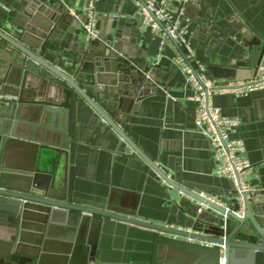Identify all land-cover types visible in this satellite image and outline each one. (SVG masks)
<instances>
[{
	"label": "water",
	"instance_id": "water-1",
	"mask_svg": "<svg viewBox=\"0 0 264 264\" xmlns=\"http://www.w3.org/2000/svg\"><path fill=\"white\" fill-rule=\"evenodd\" d=\"M65 1L0 0L11 6L0 20V264H99L104 218L154 230L157 252L167 246L206 255L214 264H264V190L245 199L239 216L232 182L231 192L217 194L176 180L151 160L122 124L146 91L160 90L158 67L135 40H124L125 24L116 18L99 39H81ZM138 18L141 28L145 17ZM242 66L246 79H264V40L253 42ZM79 102L118 134L119 157L135 155L166 186L198 204L183 226L139 220L112 201L74 197L61 168L76 135ZM26 149L38 152L34 161L19 159Z\"/></svg>",
	"mask_w": 264,
	"mask_h": 264
},
{
	"label": "crops",
	"instance_id": "crops-1",
	"mask_svg": "<svg viewBox=\"0 0 264 264\" xmlns=\"http://www.w3.org/2000/svg\"><path fill=\"white\" fill-rule=\"evenodd\" d=\"M92 1L99 37L110 30L112 18L122 21L124 40H135L139 52L158 67L155 75L160 79V90L151 94L146 91L135 112L122 124L124 132L176 180L204 186L217 194L231 192L230 181L215 175L210 142L195 125L193 89L176 62L180 52L173 40L145 29L143 23L138 27L140 14L135 0ZM90 2L65 1L68 7L81 12ZM10 8L0 2V20ZM166 8L173 15L183 12L181 23L189 31L193 62L216 86L251 81L245 78L241 68L250 57L253 42L264 40L262 0H185L184 3L166 0ZM73 20L80 38L85 39V17ZM210 101L223 115L240 121L233 137L244 141L246 156L254 166L250 182L257 191L264 190V91L242 96L215 91ZM120 143L118 134L102 118L85 103H78L76 135L70 140L61 168L65 171V183L72 185L74 197L96 203L112 201L127 213L135 212L139 220L174 228L183 226L198 211V204L166 186L135 155L119 157ZM37 155L36 150L26 149L19 159L28 163ZM156 236L154 230L104 218L98 235L97 261L99 264H154V260L158 264H214L210 257L184 248L161 246L157 252Z\"/></svg>",
	"mask_w": 264,
	"mask_h": 264
},
{
	"label": "built area",
	"instance_id": "built-area-1",
	"mask_svg": "<svg viewBox=\"0 0 264 264\" xmlns=\"http://www.w3.org/2000/svg\"><path fill=\"white\" fill-rule=\"evenodd\" d=\"M135 2L139 14L145 17L143 27L151 29L155 34H165L174 40L183 51L184 57L180 54L176 62L193 89V100L196 103L195 125L210 142L212 157L215 162V175L233 183V188L238 193V201L242 205L238 215L243 216L245 199L258 190L249 180L254 166L246 156L244 141L233 137L240 121L237 118L223 115L219 108L212 105L210 95L215 91L231 92L236 96L264 91V79L251 80L242 85L216 86L205 76L204 70L193 62L194 55L188 38L189 31L181 23L183 12L180 10L176 15L171 14L166 8V0H144L147 9L138 0ZM93 4L91 0L84 12L68 7L70 15L76 20L85 17L83 34L87 41L99 39L97 15ZM148 10L163 24V29L152 19Z\"/></svg>",
	"mask_w": 264,
	"mask_h": 264
}]
</instances>
